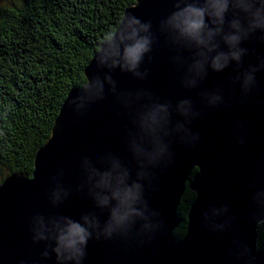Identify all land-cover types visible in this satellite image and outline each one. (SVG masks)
Returning a JSON list of instances; mask_svg holds the SVG:
<instances>
[{"label": "water", "instance_id": "obj_1", "mask_svg": "<svg viewBox=\"0 0 264 264\" xmlns=\"http://www.w3.org/2000/svg\"><path fill=\"white\" fill-rule=\"evenodd\" d=\"M174 11L175 0H135L125 11L116 33L123 30L129 17L151 23L156 37L149 54L152 60L149 62L146 55L140 67L141 72L147 69L146 78L140 80L120 68H98L99 50L85 68L87 83L73 88L65 99L49 140L36 153L32 174L10 175L0 185V264H57L51 248L49 258L42 257L49 243L55 246L54 241L33 240L31 226L38 216L46 221L69 217L82 222V214L94 212L101 223L107 221L108 210L96 207L87 188L77 189L85 179L86 160L101 171L119 162L130 171L129 183L137 179L139 166L127 145L128 133L136 130V110L140 103L147 102L146 97L143 101L135 100L137 92L150 93L154 101L171 103L173 108L181 100H191L200 115L186 126L199 139L186 144L179 136L170 137L172 163L152 170L151 187L143 182L149 209L159 213L153 219L162 225L152 234L151 241L147 237L145 242L90 239L83 264H243L229 255V250L236 251L234 241L251 249L253 264H264V249L258 248L260 224L250 219L255 210L252 195L264 189V183L250 187L256 180H264V71L256 74L258 93L253 90L244 97L240 84H233L244 68L257 65L258 57H264V43L244 41L241 46L249 52L240 67L232 62L222 72L208 68L207 77L197 88H185L182 78L188 65L178 68L174 57L180 55L188 60L192 54L177 51L160 31L161 21ZM231 18L229 12L227 20ZM221 50L227 51L223 43ZM94 75L101 79L111 75L116 82L115 91L105 82L102 91L77 109L71 101L84 95ZM217 90L223 102L216 105L206 104L199 95L202 91ZM171 119L175 126L185 118L173 112ZM187 183L196 197L188 212L186 235L177 240L175 231L184 220L178 209ZM57 184L69 195L62 203L53 205L52 193ZM212 217L218 224L228 222L226 227H210Z\"/></svg>", "mask_w": 264, "mask_h": 264}, {"label": "clouds", "instance_id": "obj_2", "mask_svg": "<svg viewBox=\"0 0 264 264\" xmlns=\"http://www.w3.org/2000/svg\"><path fill=\"white\" fill-rule=\"evenodd\" d=\"M175 8L176 11L161 21L160 31L177 51L192 54L188 60L180 55L174 57L178 68L185 63L188 65L182 78L185 88H197L207 77L208 68L222 72L232 62L240 67L243 57L249 52V49L241 46L244 41L259 40L264 43V0H175ZM229 12L231 20H227ZM155 42L156 37L151 31L150 22L142 23L135 17H129L122 31L109 33L104 37L98 53L97 67L109 70L120 68L121 71L143 80L148 71L145 69L141 72L140 67L146 55L151 62L152 57L149 54ZM221 43L226 46L227 51L221 50ZM252 51L255 52L254 49ZM258 61L257 65L249 64L233 81V84H240L244 97L253 90L259 92L256 74L264 71V57H258ZM105 82L115 91L116 82L111 75H105L103 79L94 75L92 83L86 85L84 95L74 98L71 105L77 109L84 107L94 95L103 90ZM129 95L131 97L133 94ZM199 95L206 104L216 105L223 102L220 90L212 93L202 91ZM145 97L147 102L140 103L136 110L133 121L136 130L130 131L127 137L128 150L139 166L137 179L129 183L130 171L119 162H113L108 170L101 171L86 160L83 165L85 179L77 190L87 188L96 207L108 210L109 218L101 223L94 212L82 214V222L69 217L47 221L43 217H36L31 226L34 242L55 243L54 247L51 243L48 244L42 253L43 258H49L48 249L51 248L57 264H83L90 239L99 241L101 238H121L145 242L144 238L147 237L150 242L152 234L162 227L153 219L159 213L149 209L144 198L143 182L146 181L151 187L154 179L152 170L172 163L174 154L170 151V137L179 136L181 142L186 144H194L199 139L186 125L200 113L194 110L191 100H181L173 108L171 103L154 101L150 93L134 94L137 101H143ZM173 112L184 117V122H177L172 126ZM240 142L243 143V140ZM257 183H264V180H256L250 187H257ZM68 195L69 192L57 184L52 193L53 205L62 203ZM252 200L255 210L250 219L257 224H264V189L254 192ZM223 211L226 212L227 209ZM227 223L218 224L215 217L209 218V225L214 229H223ZM234 244L236 251L229 250V255L235 256L243 264H253L251 249L238 241H234Z\"/></svg>", "mask_w": 264, "mask_h": 264}, {"label": "trees", "instance_id": "obj_3", "mask_svg": "<svg viewBox=\"0 0 264 264\" xmlns=\"http://www.w3.org/2000/svg\"><path fill=\"white\" fill-rule=\"evenodd\" d=\"M135 0L0 1V185L32 174L37 151L50 138L73 88L87 83L85 68L109 33H116ZM196 194L187 188L183 219ZM181 223L174 238L186 235ZM264 249V224L258 228Z\"/></svg>", "mask_w": 264, "mask_h": 264}, {"label": "flooded vegetation", "instance_id": "obj_4", "mask_svg": "<svg viewBox=\"0 0 264 264\" xmlns=\"http://www.w3.org/2000/svg\"><path fill=\"white\" fill-rule=\"evenodd\" d=\"M188 184H189V183H187V188H189V187H188ZM187 188H186V189H187ZM183 197H184V194H183ZM183 197H182V199H183ZM187 216H188V214H187ZM187 216H186V219L183 220V223H184V222H187ZM186 227H187V226H186ZM178 228H179V227H178ZM178 228H177V229H178ZM177 229H176V230H177Z\"/></svg>", "mask_w": 264, "mask_h": 264}, {"label": "rangeland", "instance_id": "obj_5", "mask_svg": "<svg viewBox=\"0 0 264 264\" xmlns=\"http://www.w3.org/2000/svg\"><path fill=\"white\" fill-rule=\"evenodd\" d=\"M1 1V0H0Z\"/></svg>", "mask_w": 264, "mask_h": 264}]
</instances>
